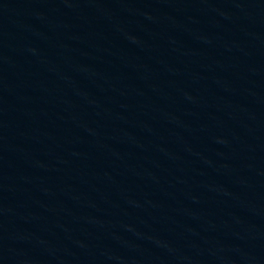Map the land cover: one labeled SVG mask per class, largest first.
I'll list each match as a JSON object with an SVG mask.
<instances>
[{
  "label": "water",
  "instance_id": "95a60500",
  "mask_svg": "<svg viewBox=\"0 0 264 264\" xmlns=\"http://www.w3.org/2000/svg\"><path fill=\"white\" fill-rule=\"evenodd\" d=\"M0 264H264V0H0Z\"/></svg>",
  "mask_w": 264,
  "mask_h": 264
}]
</instances>
